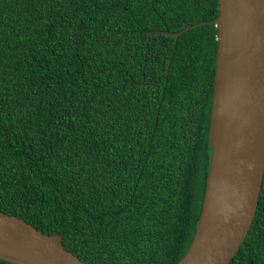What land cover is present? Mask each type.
Listing matches in <instances>:
<instances>
[{"label":"trees","instance_id":"obj_1","mask_svg":"<svg viewBox=\"0 0 264 264\" xmlns=\"http://www.w3.org/2000/svg\"><path fill=\"white\" fill-rule=\"evenodd\" d=\"M218 6L0 0V211L86 264H177L210 166ZM229 264H264V175Z\"/></svg>","mask_w":264,"mask_h":264},{"label":"water","instance_id":"obj_2","mask_svg":"<svg viewBox=\"0 0 264 264\" xmlns=\"http://www.w3.org/2000/svg\"><path fill=\"white\" fill-rule=\"evenodd\" d=\"M218 4V17L208 23L217 29L210 166L193 240L177 264H229L251 228L264 175V0ZM0 259L86 264L64 248L60 235L1 211Z\"/></svg>","mask_w":264,"mask_h":264}]
</instances>
